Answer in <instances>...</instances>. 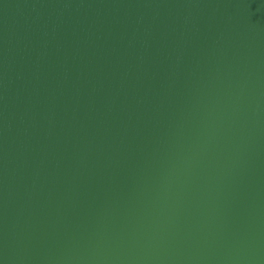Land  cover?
I'll use <instances>...</instances> for the list:
<instances>
[{
	"label": "water",
	"instance_id": "1",
	"mask_svg": "<svg viewBox=\"0 0 264 264\" xmlns=\"http://www.w3.org/2000/svg\"><path fill=\"white\" fill-rule=\"evenodd\" d=\"M0 264H264V0H0Z\"/></svg>",
	"mask_w": 264,
	"mask_h": 264
}]
</instances>
